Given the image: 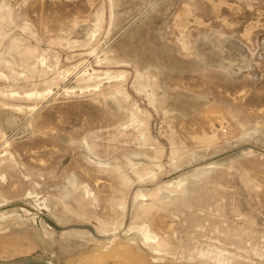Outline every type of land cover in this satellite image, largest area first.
Masks as SVG:
<instances>
[{"label": "rangeland", "instance_id": "1", "mask_svg": "<svg viewBox=\"0 0 264 264\" xmlns=\"http://www.w3.org/2000/svg\"><path fill=\"white\" fill-rule=\"evenodd\" d=\"M0 264H264V0H0Z\"/></svg>", "mask_w": 264, "mask_h": 264}]
</instances>
